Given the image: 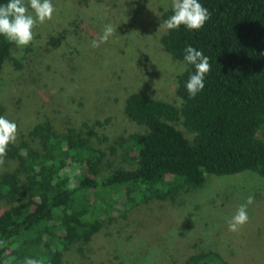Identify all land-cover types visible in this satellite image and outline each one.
Masks as SVG:
<instances>
[{"label":"trees","instance_id":"obj_1","mask_svg":"<svg viewBox=\"0 0 264 264\" xmlns=\"http://www.w3.org/2000/svg\"><path fill=\"white\" fill-rule=\"evenodd\" d=\"M199 2L211 13L203 28L181 25L160 36L165 51L185 65L176 76L177 101L128 95L124 113L137 129L109 146L118 165L92 142L96 127L109 118L64 133L39 122L8 145L3 159L16 166L0 174V201L6 204L0 264L28 258L68 264L64 251L88 243L121 207L173 199L183 188L202 186L207 175L253 172L264 178V0ZM159 12L163 24L171 5ZM186 45L201 50L211 65L195 97L186 89L195 72L184 60ZM14 46L0 35V75ZM180 264L232 263L217 249L199 248Z\"/></svg>","mask_w":264,"mask_h":264},{"label":"rangeland","instance_id":"obj_2","mask_svg":"<svg viewBox=\"0 0 264 264\" xmlns=\"http://www.w3.org/2000/svg\"><path fill=\"white\" fill-rule=\"evenodd\" d=\"M52 3V18L33 29L34 39L22 56L15 45L4 65L1 115L17 124L16 140L39 122L49 121L64 133L68 128L85 131L84 124L109 118L96 127L92 142L118 165L120 159L110 155L109 146L137 129L124 113L128 95L142 92L177 101L176 76L185 65L160 43L165 27L159 10L170 7L171 0ZM107 24L116 31L106 43L92 47ZM260 135L264 137V130ZM15 166L3 159L0 174ZM249 196L254 203L247 209L248 222L237 232L229 231L228 221ZM4 208L0 201V211ZM123 210L88 243L64 251L68 264H180L199 248L217 249L232 264H264V178L253 172L207 175L202 186L183 188L173 199Z\"/></svg>","mask_w":264,"mask_h":264},{"label":"clouds","instance_id":"obj_3","mask_svg":"<svg viewBox=\"0 0 264 264\" xmlns=\"http://www.w3.org/2000/svg\"><path fill=\"white\" fill-rule=\"evenodd\" d=\"M55 10L52 0H7V3L0 4V35L20 48L21 51L17 56H22L23 49L34 39L33 29L38 23L50 20ZM171 10L172 15L163 21V26L168 30L178 29L181 25L189 30H199L204 27L211 16L209 10L199 0H171ZM115 31L116 28L111 24L105 25L102 35L99 39H93L91 46L95 48L106 43ZM184 53V60L195 67V72L189 75L186 82L190 97H195L203 90L204 79L211 71V65L209 58L192 45H186ZM17 132V124L0 115V164L3 163V157L7 155L8 145L15 143ZM69 187H74V185L70 184ZM253 203L254 196H249L245 203L239 205L228 221L229 231L237 232L248 222L247 209ZM25 264H40V261L28 258Z\"/></svg>","mask_w":264,"mask_h":264}]
</instances>
